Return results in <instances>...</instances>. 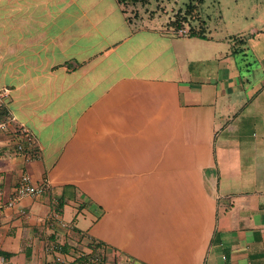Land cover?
<instances>
[{"label":"crops","instance_id":"crops-1","mask_svg":"<svg viewBox=\"0 0 264 264\" xmlns=\"http://www.w3.org/2000/svg\"><path fill=\"white\" fill-rule=\"evenodd\" d=\"M208 29L0 0V197L50 183L0 213V264H264V29Z\"/></svg>","mask_w":264,"mask_h":264},{"label":"rangeland","instance_id":"rangeland-1","mask_svg":"<svg viewBox=\"0 0 264 264\" xmlns=\"http://www.w3.org/2000/svg\"><path fill=\"white\" fill-rule=\"evenodd\" d=\"M190 0H145L136 5L125 7L131 18L153 20L160 17L167 30L179 35L189 34L191 28H200L201 22H207V28L215 35L246 34L252 37V29H264V0H204L198 12L188 16L183 29L176 30L172 25L179 10L185 11ZM186 30L185 32H180ZM223 31V32H222ZM244 35V37L246 36ZM260 47L264 48V36ZM253 39L250 45L253 47ZM260 51L257 50V53Z\"/></svg>","mask_w":264,"mask_h":264},{"label":"built area","instance_id":"built-area-1","mask_svg":"<svg viewBox=\"0 0 264 264\" xmlns=\"http://www.w3.org/2000/svg\"><path fill=\"white\" fill-rule=\"evenodd\" d=\"M185 31L186 30H181L180 32ZM4 127L5 124L0 119V129ZM23 133L27 142V146L23 143H19L18 149L24 152L26 161L30 162L39 158L41 154L36 147V138L34 137V135L31 134L27 129H24ZM49 184L50 183L48 180H45L41 183L34 182L28 170H24L23 172H21L18 178L17 185L15 186L13 194L6 201H4L2 197H0V213L7 208L14 207L18 202L26 197H38L44 194ZM57 260L62 261L61 257H58ZM88 260L94 263L101 262V259L99 257H90Z\"/></svg>","mask_w":264,"mask_h":264},{"label":"trees","instance_id":"trees-1","mask_svg":"<svg viewBox=\"0 0 264 264\" xmlns=\"http://www.w3.org/2000/svg\"><path fill=\"white\" fill-rule=\"evenodd\" d=\"M120 4H122L124 7H128L130 5H136L139 2H144L145 0H117ZM204 0H190V2L187 4V7L185 11L179 10L176 13V17L173 21H171V25L176 29L180 30L185 28L184 25L188 21V16H192L194 13L198 12L201 5L203 4ZM200 28H191L189 30L190 36H200V37H206L207 36V22L204 20L201 22ZM233 39L236 42V47L233 49V53L238 54L243 52L244 45L247 42V39H242L237 36H233Z\"/></svg>","mask_w":264,"mask_h":264}]
</instances>
